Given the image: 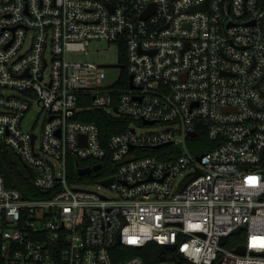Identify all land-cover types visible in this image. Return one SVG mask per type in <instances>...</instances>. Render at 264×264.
Returning <instances> with one entry per match:
<instances>
[{"label":"built area","instance_id":"built-area-1","mask_svg":"<svg viewBox=\"0 0 264 264\" xmlns=\"http://www.w3.org/2000/svg\"><path fill=\"white\" fill-rule=\"evenodd\" d=\"M96 39L117 43L126 65L67 59ZM110 67L121 68L113 81ZM34 105L40 134L23 126ZM83 109L128 127L104 143L97 123L76 118ZM199 128L212 147L194 153ZM3 148L46 194L26 197L0 174V264H144L116 247L150 243L169 251L157 264L180 253L264 264V0H0ZM107 157L114 171L84 183L112 196L69 181V159Z\"/></svg>","mask_w":264,"mask_h":264},{"label":"trees","instance_id":"trees-1","mask_svg":"<svg viewBox=\"0 0 264 264\" xmlns=\"http://www.w3.org/2000/svg\"><path fill=\"white\" fill-rule=\"evenodd\" d=\"M120 61L122 64L126 65V57L124 52H120ZM122 75L125 79H128L129 75L126 67H124V69L122 70ZM88 102H90V100ZM76 118L86 122L97 123L100 127L101 137L104 143L111 135L118 133L128 127V120L122 118H114L110 114L100 109L80 110L76 115ZM198 130V137L193 139V141L189 143V147L194 153H203V151L210 149V147H212V144L208 143L209 140L206 130H202L201 128H199ZM195 143H201L200 145L202 146L199 147L195 145ZM145 153L165 158V156L160 154L158 150L147 149L145 150ZM87 164H89V161L69 159V181L84 183L89 178H92L95 175H108L114 171V164H112L110 159L107 157L102 161L103 166L98 172L80 177L78 174V169L81 166H85ZM0 174L5 177V181L8 186L18 188L26 197H44L46 194L45 192H40L35 189L32 177L26 169L24 162L20 159L19 156H17L7 148L0 149ZM121 247V251L123 252V256H121V259L130 257L132 255H139L143 258L144 264H157L162 259V257L169 252L162 245L156 243H150L149 245L140 249H136L131 246H118L116 248ZM176 264L192 263L188 262V260L180 256L177 258Z\"/></svg>","mask_w":264,"mask_h":264},{"label":"rangeland","instance_id":"rangeland-1","mask_svg":"<svg viewBox=\"0 0 264 264\" xmlns=\"http://www.w3.org/2000/svg\"><path fill=\"white\" fill-rule=\"evenodd\" d=\"M67 59L70 61H93L96 63H117L120 60V50L119 46L115 42H109L107 40L96 39L89 42L86 45L85 50L79 51H70L67 53ZM108 79L113 81L118 78L121 73V68L119 67H110L107 69ZM17 93V92H16ZM44 120V112L41 111L40 107L34 105V107L26 114L23 126L27 130H33L40 134L42 123ZM134 126H137L139 132L148 131V130H160V125H141L137 122H132ZM27 169V168H26ZM189 171H186L183 176L184 178ZM84 186L92 189H97L108 196H112L111 190L102 185L99 181L95 183H83ZM100 186V187H99Z\"/></svg>","mask_w":264,"mask_h":264},{"label":"water","instance_id":"water-1","mask_svg":"<svg viewBox=\"0 0 264 264\" xmlns=\"http://www.w3.org/2000/svg\"><path fill=\"white\" fill-rule=\"evenodd\" d=\"M204 7H205V3H203L202 5L193 6L192 8H190L189 11H194V10H197V9H200V8L203 9ZM147 14H148V12L146 11V13L144 14V16H146ZM131 78H132V76H131ZM144 123H152V122L151 121H145ZM196 134H197L196 132H191V136H196ZM201 157H202V155L199 156V159H201ZM101 166H102V164L99 163V164H96V165H94L92 167L91 166L82 167V168H79L78 173H79L80 176H85V175L91 173L94 170H99L101 168ZM26 168H27L28 172L33 177H35V176L38 175V172L35 169H33V168L29 167V166H27ZM113 180H114V176L104 179L103 180V183L104 184H108V183H110ZM242 228L243 227L237 228L234 231V233H238ZM226 241H227V237L226 236H223L222 237V240H221V243L222 244H225ZM165 247L168 248V249H174L175 248L174 245H166ZM236 251L238 253H244L245 249H244V247H239ZM180 256L183 257V254L180 253Z\"/></svg>","mask_w":264,"mask_h":264}]
</instances>
